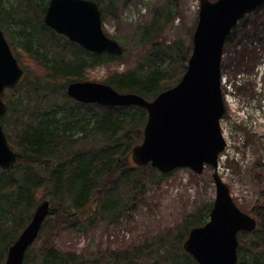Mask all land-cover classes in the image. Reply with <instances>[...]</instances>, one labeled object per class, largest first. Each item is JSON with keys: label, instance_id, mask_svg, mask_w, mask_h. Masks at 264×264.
I'll return each mask as SVG.
<instances>
[{"label": "trees", "instance_id": "trees-1", "mask_svg": "<svg viewBox=\"0 0 264 264\" xmlns=\"http://www.w3.org/2000/svg\"><path fill=\"white\" fill-rule=\"evenodd\" d=\"M5 1L0 0V26L27 75L8 91V111L2 119L18 159L12 170L0 167V264L45 199L51 207L37 238L42 245L29 248L24 264H199L183 244L192 228L208 221L213 203L148 243L94 254L57 250L51 245L62 229L87 232L97 219L110 224L120 218L131 220L147 203L145 196L154 182L173 173H162L150 164L137 166L131 159L133 148L143 140L146 109L84 104L69 97L66 88L73 81L89 80L85 76L88 68L122 61L125 68L110 69L100 82L148 100L176 85L193 49L192 44L163 37L165 27L179 12L173 11L179 0H165L166 5L156 7L150 20L134 27L129 37L111 35L125 49L119 56L89 52L48 27L44 15L49 0H8L10 7ZM94 1L103 12L107 9L118 18L120 8L137 0ZM263 8L264 4L255 12ZM18 43L22 46L17 50ZM129 43L141 45V52L131 51ZM261 52L264 48L250 52L247 66L252 70ZM131 58L133 64H127ZM91 141L93 145L88 146ZM249 213L257 218L258 226L239 234L237 264H264V189Z\"/></svg>", "mask_w": 264, "mask_h": 264}, {"label": "water", "instance_id": "water-1", "mask_svg": "<svg viewBox=\"0 0 264 264\" xmlns=\"http://www.w3.org/2000/svg\"><path fill=\"white\" fill-rule=\"evenodd\" d=\"M264 0H200L199 18L193 34V49L181 80L153 100L132 92H120L109 84L73 81L67 94L82 103L109 107L145 108L148 120L143 141L132 150L138 166L150 164L162 173L188 168L202 174L209 166L216 185V198L206 224L191 229L183 244L199 264H237L240 232L256 229L257 219L234 201L218 171L219 156L226 147L220 120L226 107L222 90L224 47L233 27ZM44 21L95 54L122 55L119 41L103 30L102 12L93 0H49ZM26 71L15 56L0 26V166L11 170L17 153L11 148L1 119L7 107L5 90L19 85ZM50 213L43 200L30 223L9 247L6 264H24L29 247L39 236Z\"/></svg>", "mask_w": 264, "mask_h": 264}, {"label": "rangeland", "instance_id": "rangeland-1", "mask_svg": "<svg viewBox=\"0 0 264 264\" xmlns=\"http://www.w3.org/2000/svg\"><path fill=\"white\" fill-rule=\"evenodd\" d=\"M164 1L144 0L146 12L138 5L139 0L133 1L119 9L118 18L110 15L106 9L103 12V28L107 34L125 39L132 34L134 27L150 20L156 7L166 5ZM10 3L5 1L6 7H10ZM199 5L200 0H179L177 6L174 4L173 11L178 9L179 12L165 27L163 37L167 41H181L186 46L193 44ZM263 25L264 8L242 19L232 30L223 56L226 110L221 125L227 147L220 158L219 173L230 187L233 199L245 212L251 210L264 189V75L260 78L264 71V52H261L258 62L259 71L257 65L253 70L247 66L250 52L264 48V40L261 39L264 35ZM16 46L18 50L22 45L18 43ZM129 46L136 53L142 50L139 44L133 46L129 43ZM126 61L133 64L134 59ZM125 67V61L120 64H98L88 68L85 76L99 82L110 69L121 70ZM82 135L80 133L77 137ZM93 142L88 146H92ZM212 174L213 169L209 166L203 174L186 168L178 169L154 182L146 193L147 203L137 209L131 220L120 218L117 224H110L97 219L87 232L62 229L54 236L51 245L57 250L94 254L151 242L159 232L195 213L203 205L214 203L216 186ZM41 245L42 241L38 239L32 247L38 249Z\"/></svg>", "mask_w": 264, "mask_h": 264}]
</instances>
